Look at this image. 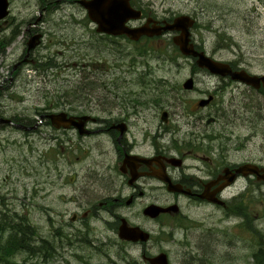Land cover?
I'll return each instance as SVG.
<instances>
[{"label":"rangeland","instance_id":"rangeland-1","mask_svg":"<svg viewBox=\"0 0 264 264\" xmlns=\"http://www.w3.org/2000/svg\"><path fill=\"white\" fill-rule=\"evenodd\" d=\"M38 1L9 0V11L17 22L40 14L46 19L36 23L45 31L42 46L31 56L36 62L21 61L28 38L26 23L14 41L0 47V118L26 127L0 121V220L26 216L33 230L28 240L32 243L33 238L36 245L43 239L48 241L45 247L52 248L47 250L52 257L46 262L44 251L40 257L29 255L27 262L127 264L135 260L145 264L141 251L151 256L162 250L169 264H256L252 253L264 242V183L239 180L228 189L227 197L241 196L240 190L246 189L241 198L249 214L245 217L224 216L210 206L184 208L204 223L185 232L170 225L162 230L141 213L143 205L162 204L167 197L161 183L142 179L139 187L144 194L132 205H113L111 211L142 226L151 238L144 245L123 242L117 236L113 215L98 205L133 192L118 170L115 138L79 131L76 135L56 129L44 117L65 109L101 117L132 112L127 140L140 152L150 154L161 146L174 151L173 145L188 141L185 133L195 130L203 135L192 136V143L186 145L192 153L226 155L231 165L246 161L264 165L261 93L231 80L217 93L214 103L200 106L199 115H205L190 127L186 118L192 121L193 115L185 112L207 98L217 80L210 73L197 74L194 86L184 89L183 81L193 76V59L170 51L172 34L142 35L137 42L124 36L101 39L77 24L72 13L82 16L84 10L79 5L51 0L54 7L47 11L41 8L43 4L37 7ZM144 1H149L148 7L159 17H195L189 37L209 56L250 73L264 72V0ZM9 35L6 29L2 39ZM162 111L167 112L166 121L160 118ZM210 115L216 120L208 124ZM73 213L80 220L72 222Z\"/></svg>","mask_w":264,"mask_h":264},{"label":"flooded vegetation","instance_id":"flooded-vegetation-1","mask_svg":"<svg viewBox=\"0 0 264 264\" xmlns=\"http://www.w3.org/2000/svg\"><path fill=\"white\" fill-rule=\"evenodd\" d=\"M68 2H71L72 4L79 5L83 10L84 13L81 17L75 16L74 13L73 17L76 20L77 24H83L86 27V30L90 33H93L94 35L100 37L101 39L106 40H113L114 38L118 36H113L111 34H108L106 32L97 31L98 24L94 21H92L87 11L79 4V0H67ZM130 5L134 8L140 11V18L138 19H130L126 22L129 26H140L141 24L145 23L147 19H151L149 21V25L153 24V20H157L158 22H161L162 20H167L168 18L159 17V13L154 10L153 7H148L147 4H149V1L144 0H129ZM43 10H47L49 7L53 8V1L51 0H41L37 2V7L39 6ZM49 4H52L49 6ZM51 9H48L47 11H50ZM63 17L65 15L61 13ZM175 16V15H174ZM173 16V17H174ZM29 19H24L23 21L17 22L16 18H13V13L9 11L7 16L4 19L0 20V47L3 48L4 45L8 43L9 40L13 39L15 40L16 34L18 35L20 31V27L23 23H26V31H27V37L25 40V44L22 48V62L27 63H34L36 62V59L32 56V53L35 51V49L39 46H42L43 36L45 31H43L39 25H36L38 21L40 23H43L46 21L45 17H43L42 14L40 16ZM193 17V16H192ZM69 18H71L69 16ZM195 18V17H194ZM74 21V20H73ZM75 22V21H74ZM75 22V23H76ZM87 25H89L87 27ZM83 27V26H82ZM6 29L10 30V35L8 37H5L2 39L4 32ZM176 33V32H174ZM15 35V36H14ZM47 35V34H46ZM122 36V35H120ZM17 37V36H16ZM145 37H141L140 39H144ZM137 42V41H136ZM194 42V41H193ZM194 44L199 47V44L194 42ZM31 45V46H29ZM21 56L18 55V58ZM21 61H18L20 63ZM48 65H53V62H50V60H47ZM232 67V69H239L240 66L232 65L229 63ZM191 73L193 74L192 78L193 81H195V76L197 74H206L209 73L204 68H199L195 60L191 61L190 65ZM217 80V85L212 87V91L207 95V97L212 96V99L209 103H207L205 107H208L211 105V103H214L217 93L221 92V89L223 87L227 88V84H230L232 81L229 78V76H217L215 75ZM230 79V81H228ZM239 82V81H236ZM243 84V83H242ZM238 87L237 85H235ZM251 87V86H250ZM254 89V88H253ZM260 89H255L259 93ZM261 95L264 98V93H261ZM196 105L194 108L187 109V112H185L188 116L193 115L192 121L189 120V118H186L188 125L195 126L196 124H199L198 122L201 120V118L205 115L204 113L199 115L200 106H198V103L196 102ZM65 112L67 116H79L86 113V111H76V110H70L65 109ZM125 113L123 116L119 117H101V116H92L88 118L84 123V128L89 130V134H98V133H104L108 137L115 138L116 140V163H119L118 170L123 176L124 180H126L125 183L130 185V188H132V193L125 197H114L110 200L105 199L103 201L99 202V206L105 207V209L111 213L114 217V227L116 230H118V226L120 223V220L122 216H119L117 214H114L111 209L112 206L115 204L121 205L123 202L128 204H133L137 198V196H140L143 193V190L139 187V181L142 179H154L157 182L161 183L160 188L163 189L164 193L167 195V197H164V201L161 206H169V205H176V210H169L168 212L160 213L156 218L151 219L154 221L162 230L167 226L170 225L175 228H178L179 230L187 231L188 227L195 226L197 224L202 223V226L204 225L203 222L199 221L196 218H193L190 216L191 213H187L184 208L189 209H201L203 206H210L211 209H216L218 211H221L224 216H227V207L229 203L231 202V199L236 197V195H232V197H227L228 189L232 186H234L237 181L245 180L246 184H252L255 182H262L260 180H257L254 175H248L243 176L241 174H236L234 179L231 181V183L228 185V177H230V173L227 174V168L234 170L235 167H237L239 164H228L227 163V156H212L208 155L202 151H197L195 153L191 152V149L187 148V144L192 143V136L200 137L203 135V133H196L191 131H187L185 133V136L190 137L188 141L183 140V144L178 143L174 147V151H171L170 149H167L166 146H161L156 149H154L150 154L140 152L135 149L136 144H132L127 140V133L129 132V126L133 124L132 120L130 119V114L127 111H124ZM45 115V114H43ZM210 119V120H209ZM49 119L44 117V121H47ZM167 120V117H166ZM216 119L215 117L207 116L206 117V123L214 122ZM119 123H123L122 128L124 129L122 134L120 135L119 129H117V126ZM93 126V127H91ZM65 131H71L76 133V135H79L78 130L74 127H69L68 129H65ZM120 135V138L118 137ZM190 135V136H189ZM145 158V159H144ZM250 162V161H246ZM245 163V162H243ZM255 163V162H252ZM241 164V163H240ZM257 164V163H255ZM260 167H264V165L257 164ZM155 173H159L160 175L167 176L170 178V181L176 185V190H168L167 184L163 181H161L157 176H155ZM264 183V182H263ZM261 185V184H258ZM136 191V192H135ZM239 194H245L246 189L240 190ZM156 200V199H155ZM129 201V203H127ZM154 203V202H151ZM150 204V203H148ZM143 205L141 207V211L148 205ZM158 204V203H156ZM86 210L82 216L86 215L89 211ZM85 217V216H84ZM125 218V217H124ZM78 216L77 213H73L70 217V220L72 222L77 221ZM126 219V218H125ZM146 219H150L147 218ZM165 219H170L169 223H166ZM80 220V219H78ZM127 220V219H126ZM129 223V221L127 220ZM130 225H139L134 223H129ZM140 226V225H139ZM142 228V226H140ZM144 229V228H142ZM145 230V229H144ZM163 234V233H162ZM123 242H131L137 245H144L147 241L141 242H132L127 240H122ZM149 241V240H148ZM160 250L159 252H161ZM142 258L145 262L147 261V258L149 256L146 255L144 251H141ZM155 255V254H154ZM153 256V255H151ZM169 264V259H168Z\"/></svg>","mask_w":264,"mask_h":264},{"label":"water","instance_id":"water-1","mask_svg":"<svg viewBox=\"0 0 264 264\" xmlns=\"http://www.w3.org/2000/svg\"><path fill=\"white\" fill-rule=\"evenodd\" d=\"M7 0H0V18L3 17L7 11ZM79 3L86 9L89 18L98 24L97 31L106 32L112 35L125 34L129 39L137 40L142 35L151 36L154 34H160L165 30H176L177 34L172 36V42L179 48V51L190 57H195L196 63L199 67L205 68L211 73L220 76H229L231 80L239 81L247 86H251L255 89L262 88L264 92V72L261 74L250 73L243 68L232 69L228 62L216 60L204 53V51L194 48L193 43L190 42L189 28L193 25L194 19L190 16L181 14L172 19V21H163L162 24L153 21L152 25H149V20L139 27H129L126 22L129 19H135L140 17V11L133 9L129 0H79ZM31 46V45H29ZM182 86L185 89H190L193 86L192 78H187ZM210 97L201 99L199 105L203 106L208 103ZM166 112L161 113V119H166ZM42 116V115H41ZM51 124L57 128H68L74 126L80 133L89 132L84 128L85 121L91 116L84 114L80 116H67L66 112L60 111L56 113H49L46 115ZM0 121H4L9 124H13L16 127L26 128L21 124H15L10 119L0 118ZM123 123L116 125L119 130H123ZM145 159V158H144ZM228 185L234 179L236 174L243 176L254 175L257 180L264 182V167L252 162H245L239 164L234 170L227 168ZM160 180L167 184L168 190H176V185L173 184L167 176L155 173ZM129 203V201H127ZM169 210H176L175 205L162 207L157 204L147 205L142 213L150 218L157 217L160 213L168 212ZM117 235L120 239L127 241H146L149 238V233L142 230L137 225H129L127 221L122 218L121 223L118 226ZM149 264H168L167 254L160 252L154 256L147 258Z\"/></svg>","mask_w":264,"mask_h":264},{"label":"trees","instance_id":"trees-1","mask_svg":"<svg viewBox=\"0 0 264 264\" xmlns=\"http://www.w3.org/2000/svg\"><path fill=\"white\" fill-rule=\"evenodd\" d=\"M168 44L170 45V51L174 50L176 55H181L177 46L173 45L171 41H169ZM165 52H167V50H165ZM260 92L263 93V90L260 89ZM255 183L262 184L263 182L257 181ZM243 197V194H241V196L233 198V201L235 202L231 200L227 207V215L230 214L245 217L246 214H248L246 206L241 199ZM31 232H33V230L28 223L27 217L24 215H21L16 220L11 219L10 221L4 218L0 220V264H31V262H27L26 258L29 257V255L37 256L42 251L45 252L43 254L44 262L52 257L49 254H46L47 250H52V248H47L44 245V243H47L48 241L40 239L37 240V244L35 245L33 244V238H31L32 243L28 240L30 237L27 238V235H31ZM258 244L259 247L252 253V256L256 264H264V242L262 241ZM22 254L26 257L22 256ZM40 256L41 255H39V257ZM18 257L21 259L18 260ZM127 264H138V262L130 260ZM145 264H148V262H145Z\"/></svg>","mask_w":264,"mask_h":264},{"label":"bare ground","instance_id":"bare-ground-1","mask_svg":"<svg viewBox=\"0 0 264 264\" xmlns=\"http://www.w3.org/2000/svg\"><path fill=\"white\" fill-rule=\"evenodd\" d=\"M39 66V65H38ZM159 98V97H158ZM54 128V127H53ZM55 129V128H54ZM170 179V178H169Z\"/></svg>","mask_w":264,"mask_h":264}]
</instances>
